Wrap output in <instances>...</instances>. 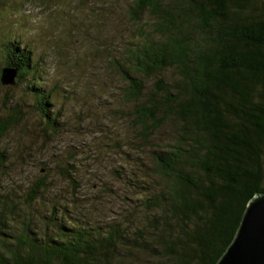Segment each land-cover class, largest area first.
<instances>
[{
  "label": "trees",
  "instance_id": "obj_1",
  "mask_svg": "<svg viewBox=\"0 0 264 264\" xmlns=\"http://www.w3.org/2000/svg\"><path fill=\"white\" fill-rule=\"evenodd\" d=\"M124 9L133 26L109 60L123 84L117 120L128 127L112 134L148 163L117 170L123 195L103 186L123 207L102 223L73 195H52L46 177L4 187L0 264H216L248 201L264 193V0H129ZM20 31L0 26V64L17 71L12 86L26 81L56 130L54 89L42 86L43 59ZM18 107L0 118V138ZM7 160L0 150V170Z\"/></svg>",
  "mask_w": 264,
  "mask_h": 264
},
{
  "label": "rangeland",
  "instance_id": "obj_2",
  "mask_svg": "<svg viewBox=\"0 0 264 264\" xmlns=\"http://www.w3.org/2000/svg\"><path fill=\"white\" fill-rule=\"evenodd\" d=\"M2 1L8 10L0 9V26L21 30L23 42L33 43L34 57L43 59L42 86L54 89L59 116L56 130L47 128L25 90L26 81L17 87L0 83V118L19 105L18 122L0 138V150L8 156L0 170V191L46 177L52 195H73L99 223L112 219L123 200L112 198L103 186L113 183L123 195L128 179L122 174L136 162L148 163L132 147L115 144L123 135L119 141L112 134L128 127L117 120L123 84L109 59L133 26L124 16L129 0ZM117 170L123 172L118 180Z\"/></svg>",
  "mask_w": 264,
  "mask_h": 264
},
{
  "label": "water",
  "instance_id": "obj_3",
  "mask_svg": "<svg viewBox=\"0 0 264 264\" xmlns=\"http://www.w3.org/2000/svg\"><path fill=\"white\" fill-rule=\"evenodd\" d=\"M17 71L2 67L0 83L14 85ZM216 264H264V193L247 203L235 237Z\"/></svg>",
  "mask_w": 264,
  "mask_h": 264
}]
</instances>
